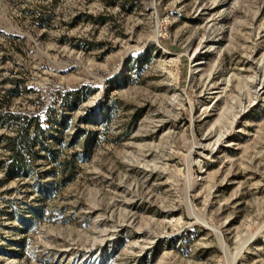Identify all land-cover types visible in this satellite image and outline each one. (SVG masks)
I'll use <instances>...</instances> for the list:
<instances>
[{"label": "rangeland", "instance_id": "rangeland-1", "mask_svg": "<svg viewBox=\"0 0 264 264\" xmlns=\"http://www.w3.org/2000/svg\"><path fill=\"white\" fill-rule=\"evenodd\" d=\"M0 115V264H264V0H0Z\"/></svg>", "mask_w": 264, "mask_h": 264}, {"label": "trees", "instance_id": "trees-1", "mask_svg": "<svg viewBox=\"0 0 264 264\" xmlns=\"http://www.w3.org/2000/svg\"><path fill=\"white\" fill-rule=\"evenodd\" d=\"M17 119L10 115H0V126L4 122ZM23 122L18 124L13 136H1L0 143L3 142V148L7 155L0 161V169L4 174L5 181L14 180L26 174L27 157H31L35 144L40 146L44 144V131L40 127L37 119L28 120L23 118ZM33 133V136L30 135ZM61 180L59 187L70 183L74 177L72 170L74 168L72 161H64L59 164Z\"/></svg>", "mask_w": 264, "mask_h": 264}]
</instances>
